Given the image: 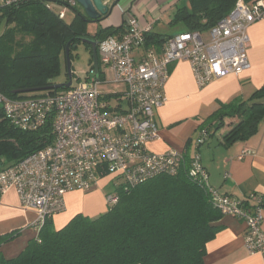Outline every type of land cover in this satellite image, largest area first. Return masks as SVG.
Returning <instances> with one entry per match:
<instances>
[{"label":"built area","instance_id":"built-area-1","mask_svg":"<svg viewBox=\"0 0 264 264\" xmlns=\"http://www.w3.org/2000/svg\"><path fill=\"white\" fill-rule=\"evenodd\" d=\"M24 1L42 4L58 19L65 20L78 7L75 0H0L1 11ZM58 7V10H56ZM264 19V0H237L233 9L206 32H180L157 46H147L151 26H141L135 17L124 15L123 31L96 45L98 75L91 66L84 82L43 95L9 99L0 93V109L13 128L32 133L50 123L53 140L46 147L18 162L0 168V194L13 189L22 209L34 212L33 227L65 210V197L73 192H90L101 177L114 188L129 189L161 176L178 175L184 154L168 151L154 154L148 142L158 139L155 111L165 103L164 87L170 67L187 62L199 88L249 68L247 51L250 25ZM107 70L111 83L124 90L106 93ZM208 134L200 130L193 146L205 143ZM251 155L242 151L239 158ZM188 177L205 187L210 201L223 216L245 224L244 247L264 260V232L261 229L260 197L250 195L244 202L222 195L208 184L200 157L193 153ZM115 192L105 197L106 206L117 203Z\"/></svg>","mask_w":264,"mask_h":264},{"label":"trees","instance_id":"trees-1","mask_svg":"<svg viewBox=\"0 0 264 264\" xmlns=\"http://www.w3.org/2000/svg\"><path fill=\"white\" fill-rule=\"evenodd\" d=\"M185 1L187 5L176 8L169 24L181 26L182 32H206L233 9L237 0ZM73 13L70 22L60 20L33 1L1 11L0 23L5 25L0 36L3 96L37 97L12 92L51 85L60 74L67 45L71 60L80 39L91 38L98 43L123 31L121 25L88 34L84 13L78 7ZM166 38L150 34L146 44L161 45ZM227 120L235 123L223 136L225 146L253 137L264 120V83L245 100L219 103L198 130H205L207 139H211ZM52 140L49 122L35 132H21L9 125L0 109V168L46 147ZM190 145L187 141L178 175L161 176L126 190L115 189L117 203L107 206L106 213L95 218L76 215L60 230H54L49 219L17 257L7 260L0 255V264H204L208 243L221 231L216 223L222 214L213 207L205 187L188 177ZM243 202L247 208L255 207L247 198ZM256 206L264 209V197ZM17 234L0 236V246Z\"/></svg>","mask_w":264,"mask_h":264},{"label":"crops","instance_id":"crops-1","mask_svg":"<svg viewBox=\"0 0 264 264\" xmlns=\"http://www.w3.org/2000/svg\"><path fill=\"white\" fill-rule=\"evenodd\" d=\"M184 5H187L185 0H112L110 12L97 23V28H118L128 13L141 26L150 25L151 34L170 37L172 34H164V27L160 24L165 15L171 11L174 14L177 7ZM170 20L168 18V23ZM247 34L249 68L238 76L230 75L199 88L187 62L170 67L169 80L164 87L165 103L155 111L159 137L146 144L147 150L154 154L183 153L187 141H190L189 154L199 155L209 186L239 201L250 195L264 197V120L257 133L246 142L230 146L223 144V136L235 123L227 120L225 127L213 136L219 135L216 141L212 137L196 148L193 143L198 127L217 110L219 103H228L234 98L245 100L264 83V19L250 25ZM245 150L251 151V155L239 158ZM106 212L104 194L94 187L87 193L68 194L65 210L54 216L51 222L57 231L76 215L95 218ZM35 218L34 212L21 208L13 189L0 194V236L18 233L12 241L0 246V255L4 259L17 257L29 241L37 238L38 230L33 227ZM216 225L221 226V231L208 243L204 264H264L261 255L249 254L245 249L246 227L242 221L222 215ZM261 229L264 232V209Z\"/></svg>","mask_w":264,"mask_h":264},{"label":"rangeland","instance_id":"rangeland-1","mask_svg":"<svg viewBox=\"0 0 264 264\" xmlns=\"http://www.w3.org/2000/svg\"><path fill=\"white\" fill-rule=\"evenodd\" d=\"M55 8L56 10H58V7L55 6ZM78 9L82 11V9L79 6H78ZM172 15H173V11L169 12L167 15H165V18L160 24L162 27H164V29H162V32H164V34L175 35V34L182 32L181 26H171L168 23V18L169 20L172 19L173 17ZM73 18H74V13L69 12L67 14L66 20L70 22ZM98 28H97V23L96 24L95 23L86 24V31L88 34L96 33ZM4 30H5V25L2 22L0 23V36L4 32ZM70 65H71V73H72V87H75L79 83H82L85 81L86 75L92 66L90 51L84 44L80 43L76 45L75 49L71 53ZM65 67H66L65 60L62 58L60 74L52 80V84L65 83V81L67 80ZM102 71H104L105 73L106 82L99 85V89L101 91L106 92V93H113V92H120L124 90V86L122 84L111 83V78L107 70L103 69ZM44 93L45 92H36V93L26 94V95L40 96V95H43ZM218 137L219 135H216L215 137H213L214 141H216V138ZM109 180H110L109 178L100 179L95 185V189H99V190L101 189V192L104 194V199L107 195L115 192V188H114L115 185L118 186L123 183L122 180H114L108 184L107 182H109ZM105 204H106V201H105Z\"/></svg>","mask_w":264,"mask_h":264},{"label":"water","instance_id":"water-1","mask_svg":"<svg viewBox=\"0 0 264 264\" xmlns=\"http://www.w3.org/2000/svg\"><path fill=\"white\" fill-rule=\"evenodd\" d=\"M78 6L82 9L84 16L86 17V21L88 23H96L101 18H104L110 12L109 3L112 0H75ZM80 43L87 45L90 47V55L92 60V68L94 70L95 76L98 75L99 67L97 60V52H96V41L91 38L80 39ZM65 58V68H66V77L67 82L63 84H51L41 88H33V89H24V90H16L12 92L13 95H21V94H32L36 92H48V91H57L62 89H67L71 86L72 81V73H71V65L69 58V45L66 46L64 52Z\"/></svg>","mask_w":264,"mask_h":264},{"label":"flooded vegetation","instance_id":"flooded-vegetation-1","mask_svg":"<svg viewBox=\"0 0 264 264\" xmlns=\"http://www.w3.org/2000/svg\"><path fill=\"white\" fill-rule=\"evenodd\" d=\"M97 43V42H96Z\"/></svg>","mask_w":264,"mask_h":264}]
</instances>
